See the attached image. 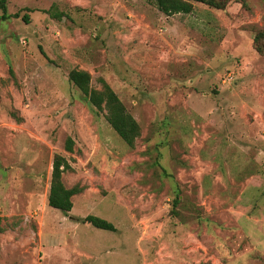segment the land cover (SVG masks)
<instances>
[{
	"label": "rangeland",
	"instance_id": "374dc122",
	"mask_svg": "<svg viewBox=\"0 0 264 264\" xmlns=\"http://www.w3.org/2000/svg\"><path fill=\"white\" fill-rule=\"evenodd\" d=\"M7 2L0 264H264V0L174 14L152 0ZM73 67L137 120L133 147L69 81ZM56 153L73 168L64 186L83 188L67 215L47 203ZM89 214L116 230L79 220Z\"/></svg>",
	"mask_w": 264,
	"mask_h": 264
},
{
	"label": "trees",
	"instance_id": "16d2710c",
	"mask_svg": "<svg viewBox=\"0 0 264 264\" xmlns=\"http://www.w3.org/2000/svg\"><path fill=\"white\" fill-rule=\"evenodd\" d=\"M8 0H0V18L7 16H18L17 13L10 15L7 9ZM230 0H152L156 7L165 14L190 13L193 8V2H201L209 7L223 9ZM243 6H246L245 0H240ZM8 13V14H7ZM63 16V15H62ZM67 18L66 16H64ZM27 21V16L23 17ZM253 48L258 53H264V30L257 29L253 36ZM13 76L12 70H10ZM91 74L88 70L73 67L68 71L69 81L87 98L88 102L97 110H105V119L115 132L125 141L129 147H133L135 140L140 135V126L137 120L126 110L125 105L119 99L115 91L102 78H99L100 88L91 85ZM10 116L15 122H21L23 117L15 107L9 111ZM74 142L71 137H66L64 148L68 152L74 151ZM68 159L59 153L53 155L52 170L50 177L49 191L47 194V203L49 206L59 209L64 215H67L72 208L71 197L80 193L83 188L74 185L65 187L61 176L65 171H72ZM180 201L177 192L174 198L175 204ZM83 222H89L92 226L104 230L115 231L116 228L108 220L96 215H86L79 219ZM0 230L2 227L0 226Z\"/></svg>",
	"mask_w": 264,
	"mask_h": 264
},
{
	"label": "built area",
	"instance_id": "2783aa9c",
	"mask_svg": "<svg viewBox=\"0 0 264 264\" xmlns=\"http://www.w3.org/2000/svg\"><path fill=\"white\" fill-rule=\"evenodd\" d=\"M230 78H231V75L228 74L227 77H226V80H227V79H230ZM224 81H225V80H222V82H224Z\"/></svg>",
	"mask_w": 264,
	"mask_h": 264
}]
</instances>
